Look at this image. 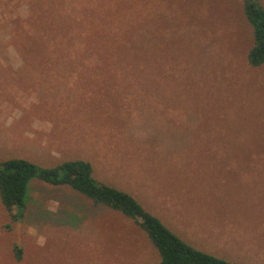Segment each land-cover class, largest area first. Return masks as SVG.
I'll return each mask as SVG.
<instances>
[{"label": "rangeland", "instance_id": "1", "mask_svg": "<svg viewBox=\"0 0 264 264\" xmlns=\"http://www.w3.org/2000/svg\"><path fill=\"white\" fill-rule=\"evenodd\" d=\"M10 1L0 0V161L88 160L192 246L264 264V66L245 60L241 2ZM49 25L92 38L97 65L11 42L14 27ZM158 260L131 220L68 186L31 179L21 221L0 204V264Z\"/></svg>", "mask_w": 264, "mask_h": 264}, {"label": "trees", "instance_id": "2", "mask_svg": "<svg viewBox=\"0 0 264 264\" xmlns=\"http://www.w3.org/2000/svg\"><path fill=\"white\" fill-rule=\"evenodd\" d=\"M239 1L252 35V44L246 52L245 60L250 67L258 68L264 66V7L259 0ZM11 32V42L21 54L28 48L27 40L32 39L36 41L35 48L41 53L51 54L52 59L57 60L55 64H70V60H75L71 65L93 69L99 62L92 38L77 41L74 31L67 36L60 26L14 27ZM78 32L86 34L88 29L81 28ZM78 53L84 57H73ZM33 178L52 186H68L92 204L105 205L120 212L146 234L158 254L157 264H235L200 250L180 238L129 193L97 180L93 176L92 164L82 158L64 160L51 167H41L22 157L1 160L0 204L12 221H21L25 215L28 183ZM22 253L21 247L15 244L13 256L16 261L22 260Z\"/></svg>", "mask_w": 264, "mask_h": 264}]
</instances>
